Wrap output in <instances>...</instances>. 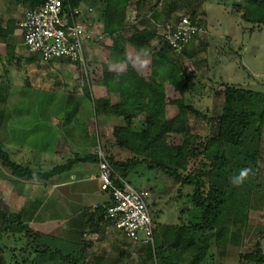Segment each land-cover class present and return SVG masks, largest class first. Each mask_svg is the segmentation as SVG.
Instances as JSON below:
<instances>
[{
    "label": "trees",
    "instance_id": "16d2710c",
    "mask_svg": "<svg viewBox=\"0 0 264 264\" xmlns=\"http://www.w3.org/2000/svg\"><path fill=\"white\" fill-rule=\"evenodd\" d=\"M161 1L68 0L66 6L80 9L81 14L84 6L90 7V12L95 14L94 19L102 24L103 34L112 40L108 47V60L102 64L101 76L95 81L105 88V96L92 100L96 115L112 120L109 123L112 124V133L102 135L103 144L100 146L115 172L127 180L137 167L145 165L148 170L161 172L177 183L193 187L188 222L156 224L154 246L138 245L139 251L152 256L153 264H202L225 246L231 228L238 232L241 227V213L247 205L237 200L241 194L237 190L246 182L247 175L254 178L257 175L264 126V93L224 85L217 133L213 136L193 133L188 117L190 114L204 115L186 99L190 86L186 70L169 60V53L173 52L157 31L140 28L138 23L133 26L132 33L126 35L128 9L136 11L137 21L148 14L157 19V7ZM15 2L33 10L41 7L46 0ZM235 6L243 10L245 22L264 25V0H237ZM200 17L204 18L195 12L190 14L193 24L205 28ZM17 27L16 20H4L0 15V34H12ZM199 38L192 40L187 47ZM156 39L165 46L144 53L150 70L146 75L134 66L127 45L144 50ZM14 52L12 46L6 45V54L11 61L16 57ZM88 67L90 75V64ZM87 94L91 96L88 89ZM122 151H127L126 158L121 157ZM88 161L99 162L98 154L75 156L48 172L35 171L14 162L0 143V164L17 179L47 181L70 171L78 162ZM241 173H245L243 178L234 182ZM147 190L151 195L154 189ZM107 205L97 207L93 213L87 211L90 216L83 236L98 233L101 227H108L110 232L118 231L104 220ZM0 216L9 225L6 231L20 234L24 240L20 248L11 249L14 252L11 260L1 258L0 264H37V260L46 257L64 259L68 264H88V242L85 238L76 254L65 255L60 249L43 243L42 235L24 223L20 215L10 216L2 211ZM247 217L245 215L246 220ZM6 236L9 240L12 234L7 233ZM6 246L0 241V253L6 250ZM241 258L264 264L260 243H256L253 253L241 255Z\"/></svg>",
    "mask_w": 264,
    "mask_h": 264
},
{
    "label": "rangeland",
    "instance_id": "374dc122",
    "mask_svg": "<svg viewBox=\"0 0 264 264\" xmlns=\"http://www.w3.org/2000/svg\"><path fill=\"white\" fill-rule=\"evenodd\" d=\"M236 1L164 0V6L170 7L171 14L173 13L175 17L174 20L182 15L190 16L194 12L204 17H200L206 31L199 38L202 41L191 43L183 54L169 53V60L185 69L190 78L186 99L204 116L190 114L188 124L193 133L201 136H213L218 131L217 117L222 111L224 85L229 84L264 93V25L257 26L245 22L242 18L243 10L235 6ZM25 12L26 10H18L13 13V16L21 18ZM90 13L92 14L90 19L93 20L95 14ZM166 14L168 13L160 15L163 21L167 19ZM83 15L77 17L78 22H84ZM133 19L135 20V16L129 15V22H133ZM162 32L163 26L160 28V33ZM88 41L99 47L106 45L105 38L100 35ZM164 46V43L161 44L160 40L156 39L144 50L130 47V59L132 58L131 60L138 65L143 63L142 58L146 51H155ZM22 52H24L23 49ZM85 58L89 65L87 47H85ZM41 62V69L31 76L28 85L31 88H28L26 94L23 95L26 97L22 101L20 110L12 105L13 102L16 103L19 100L17 98L20 95L17 91V94L7 95L6 90L10 84L4 82V74L1 73L0 142L5 138L7 129H16L15 135L14 133L13 136L10 135L11 138L13 137L12 148H15L17 143L19 144V141L29 134L33 136L31 140L36 142L43 155L48 150L52 155L55 149L60 148L61 158L55 157L53 153L55 158L48 159L49 163L44 167L45 171L72 158L70 156L74 150L75 152L82 150L81 155L98 154L101 149L100 145L103 144L102 135H111L112 124L101 127L102 117L96 115L94 103L91 102L88 94L84 96L77 91L79 86L88 89L89 84L93 86L94 83L90 80L89 74L86 76L85 72L80 69L78 63L63 59L50 62L42 60ZM141 68L150 71L146 63ZM1 71H4L3 66L0 67ZM97 72H101V67H92L93 75L98 76ZM74 73L80 76L79 80L73 78ZM67 90H73L75 98L66 94ZM16 118L17 120L24 119L25 125L16 126L13 122L6 125V121ZM52 119L62 122L66 119L67 123L57 128L52 124ZM28 129L32 133L26 134L25 130ZM69 144L71 151L68 155L63 150ZM5 148L8 147L5 145ZM16 149L17 147L12 149V154L16 152ZM12 154L11 157L14 159ZM120 155L122 158L128 156L127 151H122ZM260 155L256 177L247 175L246 179H248L241 188H238L240 190H237L241 193L237 200L247 205L241 213L240 229L236 232L234 228H231V231L227 233L225 246L219 248L220 253L218 251L213 258L210 257L202 264H256L242 259L241 255L253 253L257 242L260 243L264 253V126ZM85 165L89 169L96 167L97 163L88 161ZM1 167L0 164V212L5 211L11 216L21 208L15 199L19 185L11 182L8 178L10 174H6ZM126 181L136 189H154L149 196L148 205L155 224L172 225L188 222L192 210L190 202V195L193 193L192 186L177 183L161 172L148 170L145 165L137 167ZM101 195L105 199L109 198L106 193L101 192ZM245 215H248L247 220ZM21 219L27 223L24 217ZM8 228L7 221L0 216V241L7 245L6 250L0 253V262L4 257L11 260L14 253L11 249L20 248L24 242L20 234H15L11 230L7 232ZM7 233L12 234L10 241L7 240ZM103 234L107 236V241H96V247L87 253L88 264H153L152 256L146 253L141 254L138 244L122 233L118 231L117 233L109 231L100 233V235ZM42 242L48 243L53 249H59L50 239H42ZM79 242L81 246L82 240ZM80 246L65 249L64 254H76ZM37 264H68V262L64 259L46 257L37 260Z\"/></svg>",
    "mask_w": 264,
    "mask_h": 264
},
{
    "label": "crops",
    "instance_id": "0c3cea01",
    "mask_svg": "<svg viewBox=\"0 0 264 264\" xmlns=\"http://www.w3.org/2000/svg\"><path fill=\"white\" fill-rule=\"evenodd\" d=\"M18 10H26V12L24 13L25 16V14L27 13V11L30 10V8L26 5L17 4L15 0H0V15L3 17L4 20L14 19L16 20L17 24H19L20 21L24 18V16L21 18L13 16V13H16ZM82 11V15L84 14L83 19L87 20V22H82V24L86 28L88 33L91 34V38L93 39L97 35H100V37L105 38L106 44L105 47H99L89 41L86 43L87 51H89V64L91 69L89 77L90 80H92V83L94 82L93 86H91L92 90L90 84L88 87L91 93L89 99L93 103L92 98H99L105 96V88L96 84L95 81L101 76V72H97L98 76L93 75L92 67H102V64L107 62L109 56L108 47L112 44V40L110 37L103 34L102 24L97 23L95 19H90L92 15L90 13V7H84ZM157 13V19L155 16L148 14L141 21L138 20L139 22L134 19L133 22H129V15L135 16L136 11H134V9H128L126 18V35H130L133 31V26L138 23H140L138 24L140 28L155 30L159 35H161L160 28L167 21L174 20L175 17L173 13L171 14L170 7L164 6V0H162L158 5ZM165 13H168L166 14L167 19L163 21L160 15ZM3 27H5V24L3 25ZM201 41L202 39H199L195 43H200ZM6 45H10L14 48V53L16 57L13 61H11L7 57ZM22 49L24 50V52H22ZM127 51L128 53L130 51L129 45H127ZM142 59L143 63H139L138 65L135 63V61L132 60L134 66L139 68L140 70L142 69L141 66L145 64L144 58ZM42 60L43 59L39 55L29 53L27 51L23 44V35L19 27H17L12 34H8L5 32L0 34V67L3 66L4 68V71L0 72V83L2 82L1 73L3 72L2 74H4V82H8V84H10V86H8L9 88L6 90L7 95L17 94L16 91L20 95L17 98L19 100H17L16 103H12L15 109L19 108L18 110H20L22 101H24L26 97L23 95L26 94V91L29 88L28 85L30 84L31 76L37 74V70L41 69ZM141 72L146 75H149V71L147 70L142 69ZM73 78L79 80L80 76L74 73ZM82 88V86H79L77 91H79V93L81 94H84L85 96L87 94V89L85 87L83 89ZM35 91H37L36 88ZM65 93L69 94L71 98H75V92L73 90H67L65 91ZM67 97L69 98V96ZM101 117V127L107 126V124L112 121L107 116L102 115ZM11 122H13V124H15L16 126L20 124L23 125L24 119H9L8 121H6V125ZM66 123V119L64 120V122L52 119V124L57 128H60ZM13 130H6L5 138L2 141V145L4 146V149L9 153L10 157L12 154V149H15L17 147L16 152L12 154L15 158L13 159L11 157L14 162L23 166H28L31 169L40 172L51 171L56 166L63 165L67 162L63 161L62 164H58L44 171V167H46L47 163H49L48 159H54L55 157L61 158L60 153L62 152L59 151L60 148L59 150L57 148L53 151L55 157L53 156V153L52 155H50V150L45 153V156L39 151L36 142L31 140L33 136H31L30 134L28 136L23 137V139L19 141V144L17 143V146L15 148H12L13 137L11 138L10 135L13 136V133L15 135L16 129ZM25 132L26 134L28 132L32 133L29 129L27 131L25 130ZM5 145L8 148H5ZM64 151H66L65 153L69 155L71 151L70 144L67 148L63 150V152ZM80 151L82 150H79L78 152H75L74 150L72 152V156L70 157L74 158L75 156H86L81 155ZM50 163H52V161ZM96 163V167L88 169L85 165V162H78L73 166L70 171L64 172L60 175H56L47 181H29L25 179H17L12 176L9 170L4 167H1L4 172H6V174H10V176L8 175V178L11 180V182L17 183L19 185L17 193H15V199H17L18 204L21 206V208L19 209V211H17L15 215H20L21 218L24 217L30 228L39 232L42 235V239H50L55 242L57 247L63 253H65V249H69L73 246H80L79 241L82 240L83 243L82 238H85V236H83V230L86 229L87 222L90 216V214L87 213V209L97 205H105L109 201V198L105 199L103 195H101L102 191H100V184L98 181V161ZM105 231L110 232L108 227H101L100 232L90 234L87 236V238H85V242H88L87 253L90 252L94 247H96L97 240L107 239V236H105L104 234L100 235L101 232ZM103 254H105V252H103ZM87 260L88 259L86 258V261Z\"/></svg>",
    "mask_w": 264,
    "mask_h": 264
},
{
    "label": "built area",
    "instance_id": "2783aa9c",
    "mask_svg": "<svg viewBox=\"0 0 264 264\" xmlns=\"http://www.w3.org/2000/svg\"><path fill=\"white\" fill-rule=\"evenodd\" d=\"M67 2L46 0L41 7L27 11L19 23L23 44L29 53L39 55L44 61L63 59L78 63L87 76L85 47L91 34L77 21L81 10L67 7ZM204 33L205 28L193 24L189 15H182L166 22L161 36L166 46L179 55ZM98 156L100 190L109 196L104 220L134 243L154 246L156 224L148 205L149 191L136 189L120 177L101 149ZM97 207L87 211L96 212Z\"/></svg>",
    "mask_w": 264,
    "mask_h": 264
},
{
    "label": "clouds",
    "instance_id": "9594fccd",
    "mask_svg": "<svg viewBox=\"0 0 264 264\" xmlns=\"http://www.w3.org/2000/svg\"><path fill=\"white\" fill-rule=\"evenodd\" d=\"M244 175H245V173H241L240 174V177L235 178V181L234 182H239V180H241Z\"/></svg>",
    "mask_w": 264,
    "mask_h": 264
}]
</instances>
